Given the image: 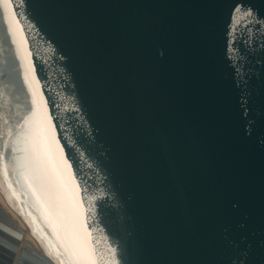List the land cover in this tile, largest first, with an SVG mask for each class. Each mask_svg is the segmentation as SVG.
I'll list each match as a JSON object with an SVG mask.
<instances>
[{"label": "water", "instance_id": "obj_1", "mask_svg": "<svg viewBox=\"0 0 264 264\" xmlns=\"http://www.w3.org/2000/svg\"><path fill=\"white\" fill-rule=\"evenodd\" d=\"M0 193V264H264V0H0Z\"/></svg>", "mask_w": 264, "mask_h": 264}, {"label": "snow or ice", "instance_id": "obj_2", "mask_svg": "<svg viewBox=\"0 0 264 264\" xmlns=\"http://www.w3.org/2000/svg\"><path fill=\"white\" fill-rule=\"evenodd\" d=\"M37 172H39V168L37 167ZM37 179H43L41 175L37 176ZM79 249L75 246V242L71 239L69 240L68 246L64 249V254L68 256V264H94V262L90 261H82L78 258ZM58 264H65L64 260H61L59 255L56 257Z\"/></svg>", "mask_w": 264, "mask_h": 264}, {"label": "bare ground", "instance_id": "obj_3", "mask_svg": "<svg viewBox=\"0 0 264 264\" xmlns=\"http://www.w3.org/2000/svg\"><path fill=\"white\" fill-rule=\"evenodd\" d=\"M0 201L1 203L5 206V208L14 215L15 218H17V215L14 213V211L12 210V208L10 207V205L7 203V201L5 200V198L2 196V194L0 193ZM18 219V218H17Z\"/></svg>", "mask_w": 264, "mask_h": 264}]
</instances>
